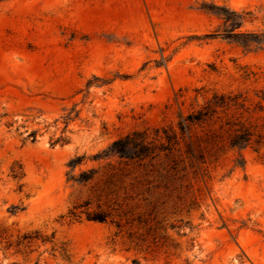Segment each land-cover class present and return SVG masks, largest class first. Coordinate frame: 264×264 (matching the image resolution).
I'll return each instance as SVG.
<instances>
[{"label": "rangeland", "instance_id": "obj_1", "mask_svg": "<svg viewBox=\"0 0 264 264\" xmlns=\"http://www.w3.org/2000/svg\"><path fill=\"white\" fill-rule=\"evenodd\" d=\"M203 5L252 14L206 37L223 19ZM244 31L264 33V0H0V264H264V146L213 163L163 214L165 245L68 215L117 162L98 157L114 140L214 92L246 97L264 127V48L240 46Z\"/></svg>", "mask_w": 264, "mask_h": 264}, {"label": "trees", "instance_id": "obj_2", "mask_svg": "<svg viewBox=\"0 0 264 264\" xmlns=\"http://www.w3.org/2000/svg\"><path fill=\"white\" fill-rule=\"evenodd\" d=\"M202 8H215L223 19L222 32L217 29L206 37L221 33L230 37L231 30L252 14L221 6ZM229 26L232 28L227 29ZM236 34V42L244 49L264 48V33ZM255 108H250L246 97L239 93L214 92L201 104L178 115L174 123L132 131L114 140L98 157L115 156L117 162L105 167L93 188V197L75 204L68 211L69 217L79 220L84 216L90 221L110 223L117 228L116 234L126 227V237L136 248L158 244L160 240L161 246L165 245L168 237L160 232L164 229L163 214L174 210L199 179L208 176L210 166L230 150H258L264 146V127L254 120ZM64 119L67 122L69 117ZM65 140L60 136L56 141ZM82 159V155L72 158L71 170ZM96 174V169L83 170L68 179L86 184ZM22 175L20 166L11 168L13 178ZM11 209L15 211L17 207ZM37 236L23 234L18 243L30 242ZM133 264L140 263L133 260Z\"/></svg>", "mask_w": 264, "mask_h": 264}]
</instances>
